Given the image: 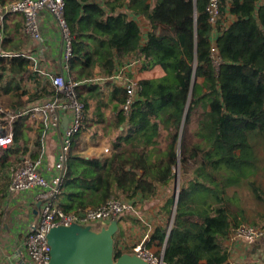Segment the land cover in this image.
Wrapping results in <instances>:
<instances>
[{"label": "trees", "instance_id": "trees-1", "mask_svg": "<svg viewBox=\"0 0 264 264\" xmlns=\"http://www.w3.org/2000/svg\"><path fill=\"white\" fill-rule=\"evenodd\" d=\"M11 1L0 0V7ZM65 2L73 36L70 74L74 79L89 80L96 66L110 76L116 58L132 54L144 68L161 65L166 74L140 81L142 89L128 117L121 107L119 121L128 119V133L113 142L110 157L99 161L70 155L59 193L61 207L66 211L98 207L117 191L129 198L138 194L151 198L159 186L167 187L174 180L179 159L182 168L193 159L198 165L194 176L179 188L164 263L233 264L224 241L231 228L246 219V211L235 209L239 199L229 189L252 174L264 173V4L260 0H219L220 19L214 25L209 0H154V6L152 0ZM126 6L151 24L145 44L141 43L142 28L125 12ZM227 11L237 19L222 28L220 22ZM215 29L220 32L215 44L218 65L212 51ZM0 50L23 53L5 41L0 42ZM8 64L3 65L0 79L10 74L37 82L34 92L19 93L21 85L16 81L1 87L6 95L13 92L8 99L14 112L55 93L30 71L29 58L20 54ZM194 117L199 123L198 141L190 143L186 127ZM85 119L73 146L86 129ZM13 127L17 145L0 148V198L8 188V182L2 184L5 173L26 153L35 129L29 115H18ZM248 182L262 198L257 181ZM174 202V196L167 199L168 212ZM167 232L168 228L158 227L147 245L155 240L164 245ZM124 252L115 246L116 258Z\"/></svg>", "mask_w": 264, "mask_h": 264}, {"label": "built area", "instance_id": "built-area-1", "mask_svg": "<svg viewBox=\"0 0 264 264\" xmlns=\"http://www.w3.org/2000/svg\"><path fill=\"white\" fill-rule=\"evenodd\" d=\"M65 0H12L0 9V25L4 24L7 15L22 13L25 18L24 34L33 40L42 38L39 16L43 10L49 11L56 19L63 35V54L61 69L48 70L36 50L23 53H5L0 50V72L3 65L13 57L22 54L31 60L29 65L33 75H40L45 83L55 89V93L41 103L21 110L18 113L9 111L12 119L18 115H29L34 122L33 131L39 142L24 153L20 161L10 167L9 193L34 191V201H41L34 221L31 223L23 240L25 257L20 264H48L51 259V245L48 233L52 227L72 224L108 225L114 219L130 212L135 213V202L117 196L111 197L98 207H87L80 210L66 211L60 205V188L66 171L68 158L73 151V138L82 127L85 119V105L80 99L78 88L84 83L77 81L70 74V60L73 57V36L65 17ZM208 12L210 21L216 25L220 19L219 0H209ZM4 35H0V42ZM214 62L219 64L216 46L212 47ZM125 100L122 109L126 117L131 114L132 106L142 89L140 80L126 76L123 80ZM3 110V109H1ZM66 120V121H65ZM13 120L8 124L0 122V148L15 147ZM52 132L57 134V147L53 165H49L48 138ZM33 151L37 155L33 157ZM230 238L235 241L253 242L264 238V226L235 225L231 228ZM135 253L151 264H165L162 254L156 256L145 241L134 247ZM236 264H264L258 260L243 261Z\"/></svg>", "mask_w": 264, "mask_h": 264}, {"label": "crops", "instance_id": "crops-1", "mask_svg": "<svg viewBox=\"0 0 264 264\" xmlns=\"http://www.w3.org/2000/svg\"><path fill=\"white\" fill-rule=\"evenodd\" d=\"M154 4L155 2L152 0V6H154ZM2 7L3 6H1L0 9ZM124 10L129 14L131 19L136 20L141 26V43L145 44L148 40L151 24L142 14H137L132 10H128V6L124 7ZM226 18L227 23H224L223 19ZM236 19V15L227 11L222 17L220 25L222 28L228 27ZM39 21L42 29V38L35 41L24 34L25 18L22 13L7 15L2 27L0 25V34L4 35L2 41H5L6 45L13 46L14 49H19L23 52H29L31 50L38 51L41 55V61L44 67L48 70L58 71L61 69L60 64L64 45L62 32L55 17L47 10L40 12ZM219 33V30H214L212 35L214 46ZM165 74L166 71L161 65L144 68L141 60L134 54L118 56L116 58L115 68L110 76H108L100 66H96L95 75L81 85L82 101L87 105L85 113V121L87 120V122L85 125L86 129L81 133L77 144L73 146L71 155H78L85 159H97L99 161H105L110 157L114 151L113 142L125 137L128 133V119L124 122H120L118 116L119 110L122 107V103L119 102V99L125 97V90L123 87L124 78L129 76L142 81L144 79L161 78ZM31 81H34V79ZM42 83L45 84L44 81ZM56 134V132H52L48 138V159L50 166L53 165L55 159V150L57 147ZM33 140L34 135L32 133L30 142L27 147L25 146L28 150L33 146ZM116 193L117 192H115V194ZM34 195V191L10 193V196L13 197L12 204L14 206V211L7 223H0V264H20L21 259L25 257L22 245L23 240L31 223L36 217L38 209L34 201ZM133 200H136L135 202L137 203L144 199L141 194H138ZM164 205H161V207L159 206L158 214L155 213L158 216V222H155L154 218H152L151 215L154 214L152 212H145L147 216L144 213L141 215L138 213V217L134 216L135 219L140 220L136 222H143L150 228L143 238L146 242L147 240L150 241L158 227H166L165 222L168 217V211ZM162 207H164V210H162ZM130 214L131 213L128 212L122 215L128 216V218L120 217L121 221H119V230L117 232L119 236L117 235L116 237L115 235L117 241L116 245L124 249L125 252L128 251V248L124 241V234L128 231V228L129 232L136 228L131 220L132 217H129ZM127 234L128 232L126 235ZM119 239H121V241H118ZM155 244L160 243L158 240H155L151 246ZM224 246L229 251L228 261L230 263L236 264L238 262L251 260H258L264 263V238L253 242H247L235 241L228 237L224 241ZM163 250L164 247L161 254Z\"/></svg>", "mask_w": 264, "mask_h": 264}, {"label": "rangeland", "instance_id": "rangeland-1", "mask_svg": "<svg viewBox=\"0 0 264 264\" xmlns=\"http://www.w3.org/2000/svg\"><path fill=\"white\" fill-rule=\"evenodd\" d=\"M260 4H264V0H260ZM222 20V19H221ZM225 20V21H224ZM224 23H227V18L223 19ZM2 73V71L0 72ZM18 82L21 85V90H19V93H21V91L23 90H29L30 92H34L37 85H36V81H29V79L26 78H22L21 75H10V74H5L4 76H2V78L0 79V89L2 86L7 85V83L9 82ZM36 82V83H35ZM43 84V83H42ZM81 90H82V86L78 88V92H79V97L82 100L81 97ZM17 91V90H16ZM13 93V92H12ZM12 93L10 95H12ZM9 94H4L3 91L0 92V122L2 124H8L11 120H13L12 123H14V120L16 119H12V117L9 115V111L13 109L10 106V100L8 99L10 97ZM26 97V96H25ZM3 109V110H1ZM14 112V111H13ZM16 114V112H14ZM199 123H198V118L194 117L190 124L187 125L186 130L187 133L189 135V142L190 143H194L196 141H198V139L196 138L195 134L197 132ZM164 130H162L163 132ZM165 133V131L163 132ZM34 135V133H33ZM34 143H36V138L34 137ZM260 154L263 153V151H259ZM22 156V155H21ZM21 158V157H20ZM197 163L193 160V159H189V161L186 163V165H184V167L182 168L181 163L178 165H176L174 167V173H175V178L174 180L170 183L169 186H159L158 187V191L157 194L152 196L151 198L148 199H144L143 201H138L137 203L135 202V208H136V212L135 213H131L129 217H132L131 220L132 222L135 224L136 228L134 230H131L129 232V228L128 231H126V233L128 232V234L126 235V233L124 234L125 236V243L127 244V248L129 253H135L134 251V247L141 243L142 241H145V244L147 246V248H149L156 256H160L161 251L163 249V244H155L153 247L148 246L146 240H143L146 232L149 231V226L146 225L143 222H136V221H140L134 218L138 217V213H140V215L142 213L145 214V212H152L154 214H152V218H154L155 222H158V216L155 213H159V208L161 207V205L163 206L166 202L167 199H169L170 197L175 198L176 195V191H177V184H179V188L181 186V184H184L185 182H188L190 180V178H192L194 176V171L197 167ZM6 179H2V184H4V182H8V186L10 185V173L6 172ZM248 180H256V184L259 188V190H257L258 192H260L262 194V198H258L257 193L254 191V187L252 185L249 184ZM247 181H243L242 183H240L237 186L231 187L229 189V194L233 195L236 192V197H238L239 200H237L236 203H234V207L235 209H239V208H244L246 211V219L243 220L242 224L245 225H254V226H264V173L263 171H260L257 174H252L249 179ZM1 182V180H0ZM8 188H7V192L5 193L3 198H0V223H7V221H9L8 219L11 218L13 211H14V206L12 204V196H10V193H8ZM117 197L120 198H124V199H131L133 200V198H129L126 195L122 194V192L117 191L116 193ZM161 203V204H160ZM160 206V207H159ZM173 207L172 206V211L167 212L168 213V217L166 219V228H169L173 225L172 221V215H173ZM146 215V214H145ZM147 216V215H146ZM121 218H128V216H122ZM120 218V221H121ZM253 221H255L256 223H253ZM121 223V222H120ZM3 224V225H4ZM94 228H99L98 226L94 225ZM119 236V234H116ZM118 241H121V239H119ZM117 242V241H116ZM120 246V245H119Z\"/></svg>", "mask_w": 264, "mask_h": 264}, {"label": "water", "instance_id": "water-1", "mask_svg": "<svg viewBox=\"0 0 264 264\" xmlns=\"http://www.w3.org/2000/svg\"><path fill=\"white\" fill-rule=\"evenodd\" d=\"M186 113L187 109L185 116ZM184 122L185 117L182 123V130ZM179 164L180 159L177 165L179 166ZM178 192L179 184H177L172 221L175 218ZM40 205L41 201L37 203V207H40ZM119 218L112 220L108 225H102L96 229L93 225L76 223L69 226L52 227L48 233V240L51 245V259L48 264H151L137 253L124 252L119 257H115V235L119 230ZM171 227L168 228L164 250ZM164 250L162 261L164 260Z\"/></svg>", "mask_w": 264, "mask_h": 264}]
</instances>
